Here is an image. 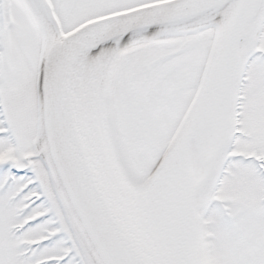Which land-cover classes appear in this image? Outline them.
Segmentation results:
<instances>
[{
	"label": "snow or ice",
	"instance_id": "6c2138e0",
	"mask_svg": "<svg viewBox=\"0 0 264 264\" xmlns=\"http://www.w3.org/2000/svg\"><path fill=\"white\" fill-rule=\"evenodd\" d=\"M0 264H264V0H0Z\"/></svg>",
	"mask_w": 264,
	"mask_h": 264
}]
</instances>
